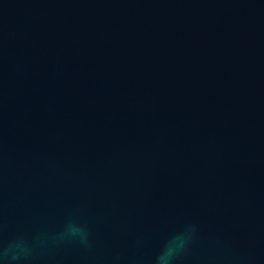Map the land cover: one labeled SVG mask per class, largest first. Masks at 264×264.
Here are the masks:
<instances>
[{
    "label": "water",
    "instance_id": "water-1",
    "mask_svg": "<svg viewBox=\"0 0 264 264\" xmlns=\"http://www.w3.org/2000/svg\"><path fill=\"white\" fill-rule=\"evenodd\" d=\"M191 224L175 264H264V0H0V241L154 264Z\"/></svg>",
    "mask_w": 264,
    "mask_h": 264
},
{
    "label": "clouds",
    "instance_id": "clouds-1",
    "mask_svg": "<svg viewBox=\"0 0 264 264\" xmlns=\"http://www.w3.org/2000/svg\"><path fill=\"white\" fill-rule=\"evenodd\" d=\"M197 232V226L187 225L173 234L163 245L154 264H175V261L184 255L192 243ZM78 240L82 245L88 246L89 233L77 223L68 224L59 234V239ZM34 245L21 236L11 241H0V264H25L31 257Z\"/></svg>",
    "mask_w": 264,
    "mask_h": 264
}]
</instances>
